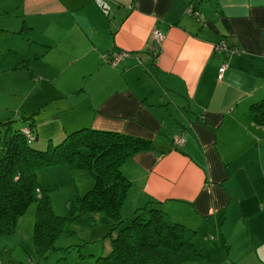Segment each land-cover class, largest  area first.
Segmentation results:
<instances>
[{
  "label": "crops",
  "instance_id": "0c3cea01",
  "mask_svg": "<svg viewBox=\"0 0 264 264\" xmlns=\"http://www.w3.org/2000/svg\"><path fill=\"white\" fill-rule=\"evenodd\" d=\"M104 1L108 12L93 0L16 4L22 22L6 36L26 51L10 46L0 75L31 69L23 114L50 109L33 131L83 126L152 140L123 164L126 208L159 201L196 228L200 248L213 241L228 264H264V126L250 109L264 98V0H199L195 12L190 0ZM154 30L165 36L156 61ZM120 50L130 54L117 66L105 61ZM175 133L185 139L177 148Z\"/></svg>",
  "mask_w": 264,
  "mask_h": 264
},
{
  "label": "trees",
  "instance_id": "16d2710c",
  "mask_svg": "<svg viewBox=\"0 0 264 264\" xmlns=\"http://www.w3.org/2000/svg\"><path fill=\"white\" fill-rule=\"evenodd\" d=\"M151 56L157 60V54ZM250 109L256 124L264 126V98L253 102ZM34 113L2 122L7 132L4 131L5 153L0 158V237L12 233L20 216L36 202L34 244L41 252L56 249L54 242L68 218L55 212L47 185L38 180V170L64 163L74 171L87 170L93 177L92 186L77 195L81 209L72 220L91 222L101 214L112 226L108 233L111 247L101 253L97 264H181L204 258L203 249L193 240L196 228L170 215L159 201L137 206L129 220L122 217V205L131 186L123 164L139 151L154 149L152 140L81 126L48 136V148L36 149L31 143L46 136L33 131ZM177 134L180 133L173 136ZM172 144L176 148L180 145L174 137Z\"/></svg>",
  "mask_w": 264,
  "mask_h": 264
},
{
  "label": "rangeland",
  "instance_id": "374dc122",
  "mask_svg": "<svg viewBox=\"0 0 264 264\" xmlns=\"http://www.w3.org/2000/svg\"><path fill=\"white\" fill-rule=\"evenodd\" d=\"M18 1L0 0V57L3 53L15 51L10 46L18 47L21 53L26 51L19 45V38L7 37L5 31V27H16V24L22 22L21 19L14 21L12 18L15 15ZM17 60L16 57L13 64ZM12 72L13 74L0 75V99L4 98L0 100L2 103L0 106V158L5 153L4 131L7 132V127L2 122L10 117H12L11 119L22 118L23 108L29 103L27 97L31 89V83L29 84L31 69L27 65L12 70ZM38 94L36 91L37 101H39ZM49 111L50 109L36 115L40 126H43V121ZM24 132L27 133V131ZM56 139V141L60 140V138ZM31 145L36 149H47L49 146L48 136L39 142L34 141ZM38 180L47 185L55 212L68 218L63 231L54 242L56 249L41 252L34 244L36 202H32L18 219L15 230L0 237V264H97V258L102 255L101 253L108 252L111 247V240L108 237L111 224H108L101 214L95 215L91 222L72 220L81 209L77 195L87 191L93 184L90 172L83 169L74 171L70 165L64 163L51 164L40 167ZM257 191L262 192L259 187ZM125 204L127 203L124 201L122 217L129 220L137 207L130 208L129 204V208H126ZM193 240L196 241L194 237ZM210 243L202 242L201 247L205 249L206 257L201 261H184L181 264H228L224 258H219L221 254L217 252L216 246ZM206 244L207 246H205ZM259 247L260 250L264 248L263 243Z\"/></svg>",
  "mask_w": 264,
  "mask_h": 264
},
{
  "label": "built area",
  "instance_id": "2783aa9c",
  "mask_svg": "<svg viewBox=\"0 0 264 264\" xmlns=\"http://www.w3.org/2000/svg\"><path fill=\"white\" fill-rule=\"evenodd\" d=\"M95 1L103 10H105L106 12H108L110 10V8L106 5L104 0H93ZM199 0H191L190 1V11L191 12H195L196 11V3ZM108 10V11H107ZM200 20H204V16L200 15L199 16ZM154 43L152 44V46H150V52H152L153 54H157L160 51L162 42L165 38L164 34L162 32H160L159 30H154ZM130 53L127 50H120L116 53H110L108 55H106V59L105 61L108 62L109 64L113 65V66H117L121 61H123ZM226 72V66L223 65L220 69H219V78H223ZM27 133L29 134L30 132L28 130H26ZM175 138V142L178 144H182L184 139L182 134H177L176 136H174Z\"/></svg>",
  "mask_w": 264,
  "mask_h": 264
}]
</instances>
